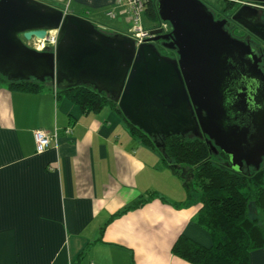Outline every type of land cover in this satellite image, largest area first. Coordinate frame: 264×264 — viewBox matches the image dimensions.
Here are the masks:
<instances>
[{
	"label": "crops",
	"instance_id": "0c3cea01",
	"mask_svg": "<svg viewBox=\"0 0 264 264\" xmlns=\"http://www.w3.org/2000/svg\"><path fill=\"white\" fill-rule=\"evenodd\" d=\"M57 6L107 33H129L114 0ZM56 90L0 83V264H194L173 246L181 235L213 244L194 219L198 194L188 197L184 177L113 106L86 112ZM37 128L58 129L57 143L37 152ZM250 258L264 264V248Z\"/></svg>",
	"mask_w": 264,
	"mask_h": 264
},
{
	"label": "water",
	"instance_id": "95a60500",
	"mask_svg": "<svg viewBox=\"0 0 264 264\" xmlns=\"http://www.w3.org/2000/svg\"><path fill=\"white\" fill-rule=\"evenodd\" d=\"M264 1V0H245ZM160 20L170 33L153 28L139 45L110 34L90 19L42 0H0V73L10 80L50 78L56 87L91 84L110 92L128 120L153 135L205 137L231 167L260 168L264 157V73L249 55L251 45L233 37L202 0H158ZM233 18L255 32L264 30L259 8L243 4ZM58 29L54 48L26 43ZM260 37V32H255ZM177 48L178 58L160 53L159 38ZM174 173L187 177L176 164Z\"/></svg>",
	"mask_w": 264,
	"mask_h": 264
},
{
	"label": "trees",
	"instance_id": "16d2710c",
	"mask_svg": "<svg viewBox=\"0 0 264 264\" xmlns=\"http://www.w3.org/2000/svg\"><path fill=\"white\" fill-rule=\"evenodd\" d=\"M157 3L158 0L148 3L146 15L161 21ZM157 49L165 55L166 47ZM0 83L25 91L54 86L50 78L44 81L34 77L10 80L1 73ZM56 88L57 96L69 98L86 112L113 106L128 122L134 136L160 151L168 167L176 164L191 169L184 177L188 197L198 194L202 203L194 219L210 232L213 244L205 246L181 235L173 246L175 254L194 264H252L251 252L264 248V157L260 168L245 165L242 171H237L219 147L215 151L206 138L192 133L158 135V141L165 144L162 149L156 145L153 135L128 120L112 93L100 92L91 84ZM145 201L129 205L119 214L141 206Z\"/></svg>",
	"mask_w": 264,
	"mask_h": 264
},
{
	"label": "built area",
	"instance_id": "2783aa9c",
	"mask_svg": "<svg viewBox=\"0 0 264 264\" xmlns=\"http://www.w3.org/2000/svg\"><path fill=\"white\" fill-rule=\"evenodd\" d=\"M152 0H114L115 6L123 9L130 17L131 28L129 29L128 36L132 37L136 44L139 45L144 42H151L154 34L151 33L153 28L164 29L163 32L168 31L167 23H161L160 21L154 27H147L143 20V14L146 13L147 5ZM65 12H67L65 10ZM109 17H116L117 12L115 9L107 11ZM59 30L49 29L47 30L46 36L42 39L33 38L32 46L38 50H44L48 47L54 48L58 42ZM65 131L69 133L71 128H66ZM34 138L36 143L37 152H43L48 149L52 142L57 143L59 138V131H48L44 128H37L34 131Z\"/></svg>",
	"mask_w": 264,
	"mask_h": 264
},
{
	"label": "flooded vegetation",
	"instance_id": "af4514ba",
	"mask_svg": "<svg viewBox=\"0 0 264 264\" xmlns=\"http://www.w3.org/2000/svg\"><path fill=\"white\" fill-rule=\"evenodd\" d=\"M44 1V0H42ZM209 8V10L213 13L214 18L216 20H223L224 28L235 38L243 40L245 43L251 45L250 55L249 57L258 63V66L264 73V38L257 35L255 32H260L264 36V30L259 25H253L255 32L250 31L246 27H244L241 23L236 21L233 18L235 12L241 7L243 4H251L259 8L260 19L264 22V1H245V0H214L212 3L209 0H202ZM47 2V1H45ZM53 4V3H51ZM57 6L56 4H53ZM59 7V6H57ZM61 8V7H60ZM167 23L168 31L164 33H170L172 31V26L169 22ZM173 41V38L164 39L159 38L154 41L156 47H166L165 43H170ZM29 44V41H26ZM30 45V44H29ZM165 55L170 56L172 58H178L177 48H168L165 49ZM206 138V136L204 137Z\"/></svg>",
	"mask_w": 264,
	"mask_h": 264
},
{
	"label": "rangeland",
	"instance_id": "374dc122",
	"mask_svg": "<svg viewBox=\"0 0 264 264\" xmlns=\"http://www.w3.org/2000/svg\"><path fill=\"white\" fill-rule=\"evenodd\" d=\"M44 1H47L48 3H53V4H57V5H63L65 2H67V0H44ZM211 3L214 1V0H209ZM143 20H144V23L147 25V26H150V27H154L156 24H158V20H154L150 17H148L146 15V13L143 14ZM124 29H126L127 31L129 30V28H131V23H125L124 25ZM29 44L32 46L33 44V41H29Z\"/></svg>",
	"mask_w": 264,
	"mask_h": 264
}]
</instances>
